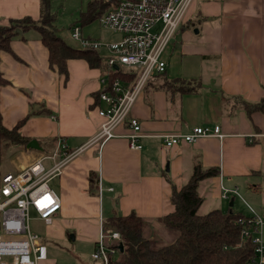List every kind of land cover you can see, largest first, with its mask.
Listing matches in <instances>:
<instances>
[{"label": "crops", "instance_id": "obj_1", "mask_svg": "<svg viewBox=\"0 0 264 264\" xmlns=\"http://www.w3.org/2000/svg\"><path fill=\"white\" fill-rule=\"evenodd\" d=\"M55 3L52 0L53 10ZM67 3L76 21L83 0ZM190 7L188 24L165 52H171L169 57L198 56L200 65L192 61L172 67L164 58L165 74L153 77L132 107L131 115L142 125L141 148L130 146L127 125L117 127V135L103 143L91 141L103 122L98 113L104 105L98 98L101 68L73 58L65 76L50 65L49 50L34 28L16 35L12 51L1 53L0 70L9 81L0 85L3 124L12 128L25 118L20 132L42 147H14L10 154L19 163L16 171L39 159L50 166L53 158L61 160L83 146L49 182L62 206L51 224L39 228L48 248L47 259L39 264H96L91 254L104 218L113 213L134 211L144 220L146 236L160 243L174 241L177 232L166 227L162 217L175 208L173 187L181 188L196 164L219 169L198 187L204 200L214 203L213 209L233 208L237 194L232 190L263 191L264 110L250 113L244 102L257 103L264 96V0H193ZM26 16L40 18V0H0V24ZM164 77L198 79L200 86L173 94L161 87ZM33 109L38 112L27 117ZM216 124L222 137L202 136L172 147L162 137ZM224 188L231 190L228 198L222 196ZM233 211L251 214L242 208ZM60 243L77 255H67Z\"/></svg>", "mask_w": 264, "mask_h": 264}, {"label": "built area", "instance_id": "obj_2", "mask_svg": "<svg viewBox=\"0 0 264 264\" xmlns=\"http://www.w3.org/2000/svg\"><path fill=\"white\" fill-rule=\"evenodd\" d=\"M108 2V10L99 21L105 29L118 35L116 39L84 36L80 26L70 27L71 37L79 47L97 50L107 66L101 76L102 89L99 93V99L106 104L98 108L103 122L91 141L103 143L117 135V127L127 125L131 129L127 135L130 146L141 148L139 139L142 125L138 118L131 115L132 107L146 84L153 77L165 73L166 62L162 54L179 29L188 24L189 20L185 17L193 0ZM101 49L105 50V54ZM119 69L126 73L127 78L111 81L112 72ZM202 136L222 137L221 126H195L187 133H166L162 137L165 145L172 147L181 142H195ZM82 150L83 146L66 153L65 158L58 161L53 158L50 166L39 159L17 173L7 172L0 176V264H39L47 259V244L43 241V235L33 228L32 221L37 219L45 225L53 222L62 203L49 182L60 175L65 163ZM102 191L100 183V194ZM230 191L224 188L222 196L228 198ZM232 192L239 194L237 189ZM249 208L251 214L239 223L244 236L256 245L257 257L247 264H264V217L251 206ZM107 238L109 243L106 242ZM121 240L119 231L106 230L102 223V232L92 258L100 264H109L110 256L118 253L113 245Z\"/></svg>", "mask_w": 264, "mask_h": 264}, {"label": "trees", "instance_id": "obj_3", "mask_svg": "<svg viewBox=\"0 0 264 264\" xmlns=\"http://www.w3.org/2000/svg\"><path fill=\"white\" fill-rule=\"evenodd\" d=\"M108 6V0L88 1L72 25L79 24L82 28L85 24L100 19L108 10ZM56 18L52 0H40L38 20L26 16L11 19L7 24H0V55L3 51H12L11 42L19 34L17 29L25 31L34 28L38 30L42 42L49 50L50 65L60 73L67 76L68 60L76 58L86 60L91 67L101 68L104 74L107 66L100 53L95 49H83L68 44L58 34ZM115 78L127 76L119 69L113 71L110 76L111 81ZM8 82L0 70V85ZM199 86L198 79L187 80L181 77L173 79L164 77L161 84V87L173 94L191 93ZM244 106L250 113L264 110V96L257 103L244 102ZM37 112L38 110L33 109L27 117ZM24 122L25 118L14 127L8 128L3 124L0 111V162L7 156L12 146L26 147L31 140L20 132ZM218 173L217 167L205 169L201 164H196L187 182L179 189L173 187L171 201L175 208L162 217V223L177 232L175 240L171 243L158 245L152 237L146 236L144 220L134 211L127 215L113 213L104 218V228L117 230L122 237L119 244L113 245L118 249V253L110 256L109 264H247L256 258V245L250 238L244 236L239 223L248 215L242 211H233L232 208L228 210L214 208L204 214L198 213L204 202V197L198 190L199 184L203 179ZM93 181L97 184L98 178L93 177Z\"/></svg>", "mask_w": 264, "mask_h": 264}, {"label": "rangeland", "instance_id": "obj_4", "mask_svg": "<svg viewBox=\"0 0 264 264\" xmlns=\"http://www.w3.org/2000/svg\"><path fill=\"white\" fill-rule=\"evenodd\" d=\"M66 1L68 0H56V3L54 5V11L56 12V23L58 28V34L70 45H72L73 47H78L79 48V44L72 39L71 37V30L70 27H73V23L75 21V17L76 15H73L75 17H72L71 15V11L72 9L70 8L71 6L68 5V3L66 4ZM88 1L90 0H83V9L86 7V4L88 3ZM191 15V7L190 10H188V13L186 14L185 19L189 20V17ZM74 18V19H73ZM78 26H80L79 24H77ZM81 27V26H80ZM83 35L84 36H89L92 38H102V40L105 39H116L118 37L117 34L112 33L111 31H109L108 29H105L99 19L95 20L92 23L89 24H85L83 27ZM101 52L103 54H105V50L101 49ZM171 52H163L162 54V58L167 60V65H189L190 62H194L195 65H200V59L198 58V56H184L182 57V55H178V54H174L172 55V57H169V54ZM174 72V71H173ZM104 103V102H103ZM106 104L104 103L103 107H105ZM14 147H19V146H12L10 148V150L8 151L9 153H7V156H5V158L0 162V176H3L5 173L7 172H12V173H17L19 171H16L17 166L19 165L18 161L16 160V157H12L13 154H10L11 150L15 149ZM246 190L244 189L242 192L243 194H237L236 195V200H235V205H234V209L235 210H241V208L243 209V211L245 212H249L251 213V209L249 208V206H251L256 213H258L259 215H261L262 217H264V189L262 192H258L255 194H248L245 192ZM214 203L210 200V198H207L206 200H204L203 204L201 205V207L198 210L199 214H204L209 212L210 210L213 209ZM226 206V205H225ZM232 208V209H233ZM32 215H35L34 212H32ZM32 226L35 230L39 231L40 226L44 227L43 223H41L40 220L34 219V221H32ZM147 235V234H146ZM262 237L264 239V227L262 229ZM154 239V237H153ZM155 240V239H154ZM106 242L109 243V239H106ZM161 241L155 240V243L158 245H163V244H167V243H171V241H163V243H160ZM60 246L64 247L63 251H65L67 253V255L71 256L74 258V256L77 255V253L75 251H73L71 246H67L64 245L62 243H60ZM53 247V246H51ZM81 258L82 255H80ZM91 261V260H90ZM61 264V263H59ZM71 264H77L75 263H71Z\"/></svg>", "mask_w": 264, "mask_h": 264}, {"label": "water", "instance_id": "obj_5", "mask_svg": "<svg viewBox=\"0 0 264 264\" xmlns=\"http://www.w3.org/2000/svg\"><path fill=\"white\" fill-rule=\"evenodd\" d=\"M17 32H18V33H22V31H21L20 29H17ZM116 68H118V67L116 66ZM27 147H28V148L39 149V150L42 149V147L40 146L39 142H38L36 139H32V140H30V141L28 142V144H27ZM231 204H233V199H232V201H231ZM120 248L123 249V246L120 245Z\"/></svg>", "mask_w": 264, "mask_h": 264}]
</instances>
